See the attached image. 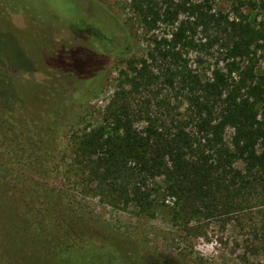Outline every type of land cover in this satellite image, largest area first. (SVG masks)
Masks as SVG:
<instances>
[{
	"label": "rangeland",
	"instance_id": "1",
	"mask_svg": "<svg viewBox=\"0 0 264 264\" xmlns=\"http://www.w3.org/2000/svg\"><path fill=\"white\" fill-rule=\"evenodd\" d=\"M17 1L0 0V128L15 134L23 127L17 119L20 111L11 104L27 93L26 86L17 89L23 74L29 90L63 79L68 85L91 83L88 88L79 85L81 97L72 98L70 110L60 113L56 138L47 135L42 141L37 136L46 162L0 154V264L16 252L7 263L264 264V195L254 194L241 205L220 203L192 212L183 202L192 204L193 196L171 197L165 179L157 178L148 184L150 196L141 205L138 191L121 188L122 183L137 186L136 178L114 176L103 190L77 156L83 135L105 125L109 108L122 105L123 98L136 113L131 114L139 128L144 127L139 112L149 95L158 124L171 129L172 120L184 119L185 106L175 109L182 107L181 98L163 83L149 92L129 88L130 63L148 55L155 37L147 33L131 0H50L62 15L50 25L42 12L32 11V2L27 15H18L26 0ZM263 4L216 0L214 5L231 18L236 6L254 25L264 27ZM202 55L203 69L216 64V51ZM189 60L198 67L194 53ZM157 67L152 66L155 73ZM256 69L264 75V53L258 54ZM156 96L168 99L170 106L159 107ZM232 132H225L228 143Z\"/></svg>",
	"mask_w": 264,
	"mask_h": 264
},
{
	"label": "trees",
	"instance_id": "2",
	"mask_svg": "<svg viewBox=\"0 0 264 264\" xmlns=\"http://www.w3.org/2000/svg\"><path fill=\"white\" fill-rule=\"evenodd\" d=\"M215 2L131 0L147 33L155 37L148 55L130 63L126 74L129 88L149 92L163 83L181 98L182 107L175 109L181 110L184 105L185 115L184 119L172 120L171 129L163 122L158 124L149 95L139 112L144 126L139 128L132 115L136 113L129 111L124 98L122 105L111 106L105 125L83 135L77 154L103 190L114 176L134 177L137 186L122 183L121 188L138 191L139 203L144 205L150 196L146 192L148 184L164 178L171 197L193 196L192 204L186 199L183 202V207L192 212L204 207L210 210L220 203L241 205L254 194L264 195V75L256 69L258 54L264 53V27L254 25L236 6L234 18L217 12ZM25 3L26 8L18 15H27L31 3L35 6L32 11L42 12L47 24L62 20L56 3L50 0ZM47 15L51 16L49 21ZM211 50L216 51L217 62L203 69L202 53ZM191 53L198 67L190 64ZM154 64L159 65L156 73ZM19 79L17 89L19 84L26 86L27 93L11 104L20 111L22 118L17 119L23 127L15 134L0 128V154L19 161L28 162L31 157L46 162L43 139L47 135L48 139L56 138L54 127L60 113L70 110L72 98L81 97L79 85L88 88L91 82L73 81L68 85V80L50 82L49 78L50 83L29 90L24 74ZM156 98L159 107L171 104L168 99ZM3 120L1 114L0 123ZM227 129L233 131L230 143L225 138ZM16 253L2 264L13 261Z\"/></svg>",
	"mask_w": 264,
	"mask_h": 264
}]
</instances>
